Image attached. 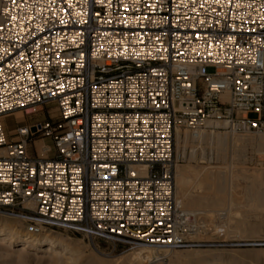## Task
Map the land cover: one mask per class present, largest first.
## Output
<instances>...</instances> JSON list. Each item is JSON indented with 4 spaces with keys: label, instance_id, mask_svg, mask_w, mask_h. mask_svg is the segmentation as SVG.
<instances>
[{
    "label": "built area",
    "instance_id": "2783aa9c",
    "mask_svg": "<svg viewBox=\"0 0 264 264\" xmlns=\"http://www.w3.org/2000/svg\"><path fill=\"white\" fill-rule=\"evenodd\" d=\"M37 106L10 139L6 119ZM208 121L264 137V0H0V214L30 234L226 236V211L176 203L177 133Z\"/></svg>",
    "mask_w": 264,
    "mask_h": 264
},
{
    "label": "rangeland",
    "instance_id": "374dc122",
    "mask_svg": "<svg viewBox=\"0 0 264 264\" xmlns=\"http://www.w3.org/2000/svg\"><path fill=\"white\" fill-rule=\"evenodd\" d=\"M50 108L52 109V106ZM19 113L22 115L21 118L12 115L6 119L5 126L10 139H14L15 129L18 126L41 120L44 113L47 115L46 111L29 116L23 112ZM50 113L55 115L52 110ZM221 124L223 127L224 123ZM214 128L201 131L198 139L191 138L184 130L180 132L182 141L178 143L176 140L175 143L177 157L175 195L177 197V186L183 177L180 169H187L190 172L205 170L216 175L215 178L219 181L216 188L221 187L224 191V200L220 206L215 209L185 206L181 208L197 213L207 210L205 214L208 213L209 216H213L218 211H226V236L210 237L179 248H172L143 244L115 246L105 238L93 241L83 239L80 235H67L62 232L51 234L54 237L59 235L67 237L80 246L82 255L73 257L77 259L73 264H86L90 259L93 263L96 261L94 264H185L187 262L206 264L212 263L216 258L222 260L221 264H227L229 261L235 264H264V139L242 138L229 130H213ZM35 141L37 142H30L28 145L29 156L34 159L39 155L42 156L40 147L45 145L44 143H50L49 140L41 137L36 138ZM183 178L187 196L193 198L213 194L212 189L208 188L205 182L201 183L200 177L187 173ZM15 223L27 226L19 219H15ZM17 245H12V249ZM4 247L0 244V264H71V262L67 263L64 257L53 258V254H45L36 248L20 255ZM145 248L152 249V252L143 254ZM145 257H149L148 260ZM184 260L187 261L184 263Z\"/></svg>",
    "mask_w": 264,
    "mask_h": 264
},
{
    "label": "bare ground",
    "instance_id": "6f19581e",
    "mask_svg": "<svg viewBox=\"0 0 264 264\" xmlns=\"http://www.w3.org/2000/svg\"><path fill=\"white\" fill-rule=\"evenodd\" d=\"M41 111H43V107L37 106V107L29 108L26 113H25V111L23 113L25 115H33L36 113H40ZM17 112H14L12 115H16L17 117L21 118L22 115L19 112H22V111H17ZM12 115H10V116H12ZM223 125H225V124H223ZM220 127H222V124L221 123H215L214 121H208L205 123L206 129L207 128L216 129V128H220ZM180 134L181 133L179 131L177 133V136H176V140L178 143H180L182 141ZM260 139H264V137H261ZM47 150H48L47 146H45V145L41 146L40 147V151H41L40 154L43 157L46 156ZM2 153H3V151L0 150V154H2ZM180 172H181V175L183 177L187 173L188 174L191 173L195 177H200V179H202L201 183L205 182L207 184L206 186L208 188L210 187L212 189L213 194L211 193L212 195H209V196L203 195V196H198V197H193V198H191L192 196L191 197L187 196L186 191H185L184 178L181 177V179L179 178L180 180H179V184L177 186V197H176V203L179 207L185 206V207H202L204 209H209V208L215 209L217 206H220L223 203L222 201L224 200L223 199V192L224 191H222L221 187L216 188L217 183H219L218 179L215 178L216 175L212 174L211 172L205 171V170H200L198 172L197 171L194 172V170H193L192 172H190V170L187 171V169H180ZM186 176L188 177V175H186ZM201 183H200V185H201ZM206 212H207V210H203V212H198V214H205ZM218 212H216V213H218ZM0 215H1L0 216V244H1V246H5L4 248H6V249H12V247H11L12 245L18 244L17 247H15L16 250L14 247L12 250L14 252L20 254V255H23L24 253H27L29 250H33L36 248L38 250H42L45 254H53V258H63L64 257V258H66L67 263L71 262V264H73L77 261V259H75L73 257H78V256L82 255L80 246L73 243L67 237H63L61 235L54 237L53 235H51L54 233L52 231H45L41 235L30 234L28 232V228L24 227L21 224L18 225L17 223H15V219H17V220L19 219L25 223L23 218H16V217L4 215V214H0ZM44 235H49V236H44ZM146 245H151V246L157 247L156 244H146ZM163 247L177 248V247H173V246H169V245H163ZM143 250H144L143 254L148 253V251L152 252V249H149V248H145ZM68 255H69V257H67ZM145 258H147V257H145ZM148 258H147V260H148ZM201 258H199L200 261H201ZM189 259L191 260L192 258H189ZM147 260H145V261H147ZM186 261L184 260V263ZM221 262H222L221 259L216 258L212 261V263H206V264H221ZM94 263L90 259L89 262L86 264H94ZM141 263H142V260H141ZM194 263L201 264L200 262L199 263L194 262ZM185 264H191V262H187ZM202 264H205V263H202ZM227 264H235V263H233L232 261H229V263H227Z\"/></svg>",
    "mask_w": 264,
    "mask_h": 264
}]
</instances>
